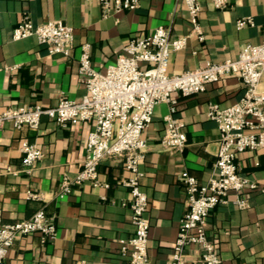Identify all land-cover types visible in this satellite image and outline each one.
I'll return each mask as SVG.
<instances>
[{
  "label": "crops",
  "instance_id": "1",
  "mask_svg": "<svg viewBox=\"0 0 264 264\" xmlns=\"http://www.w3.org/2000/svg\"><path fill=\"white\" fill-rule=\"evenodd\" d=\"M204 40L188 39L184 50L172 54L170 75L193 71L209 63L237 59L248 43H264V0H230L217 9L210 0H199ZM28 15L35 26L61 20L74 30L69 57L49 55L35 38L14 40L13 31ZM252 17L253 27L236 28L240 19ZM171 29L173 38L191 31L183 0H140L132 12L104 18L100 0H0V111L9 107L57 106L62 98L82 101L85 84L79 74L81 46L91 47V63L104 73L135 37L149 36L157 27ZM260 89L264 91V80ZM243 82L227 77L208 86L205 93L183 98L176 95L175 117L185 124L187 146L170 154L160 146L167 104L156 107L145 131L147 152L141 170L142 190L149 199L148 257L150 264H171L181 219L187 211L184 184L178 179L189 172L201 185L214 171L219 146L216 122L207 116L211 103L235 105L245 93ZM91 127L79 124L62 128L47 116L38 129L0 127V212L5 224L30 219L39 210L55 219L57 237L43 242L41 235L18 238L8 252L6 264H121L119 239L133 235L129 209L128 178L122 159H106L99 165L102 184L75 187L62 201L56 197L63 175L74 177L86 155ZM35 144L43 158L34 172L22 171L20 147ZM239 174L264 188V150L238 155ZM40 200H27V191ZM243 198L245 208L236 201ZM206 231L224 264H264V196L255 190L230 192L227 203L210 214ZM201 250L191 246L184 264H203Z\"/></svg>",
  "mask_w": 264,
  "mask_h": 264
},
{
  "label": "built area",
  "instance_id": "2",
  "mask_svg": "<svg viewBox=\"0 0 264 264\" xmlns=\"http://www.w3.org/2000/svg\"><path fill=\"white\" fill-rule=\"evenodd\" d=\"M183 1L191 25L188 35L173 38L170 28L160 26L149 36H134L104 73L92 66L90 45H82L78 69L86 88L82 101L62 98L53 108L35 105L0 111V127L10 124L16 130L24 127L38 129L44 116L62 128L79 124L91 127L82 170L74 177L63 175L61 179L56 194L61 201L71 195L75 187L85 183L109 188L100 181L99 165L106 159L124 161L128 178L123 185L130 193L129 209L134 232L130 238L118 240L121 264H150L149 199L142 190L145 173L141 170L147 155L145 131L152 123L156 107L167 104L169 113L164 117L160 146L170 154L185 150V124L175 117L176 95L187 98L205 93L209 85L227 77L239 78L246 89L235 105L222 107L211 103L208 108V118L217 125L219 146L214 174L207 184L201 185L187 171L178 175L185 187L187 211L180 222L171 264H184L186 252L193 245L200 248L203 264H224L216 245L207 235L210 214L217 206L227 203L231 191L241 193L251 189L264 196V188L239 174L237 163L239 154L264 150V91L260 89L264 80V43L244 45L237 59L209 63L193 71L170 75L168 66L172 54L184 50L190 38L204 40L199 0ZM210 1L217 9H225L230 3V0ZM139 6L140 0H100L104 18L135 11ZM253 26L252 17L240 19L236 24L238 30ZM14 30V40L33 37L49 55L69 57L74 48V30L61 20L35 26L26 15ZM262 30L264 32V24ZM20 150L22 171L31 175L43 158L42 150L28 141L22 142ZM40 198L38 193L27 191V200ZM236 204L245 208L246 201L239 198ZM3 218L0 212V264H6L8 252L20 237L39 234L43 242L57 237L55 219L43 209L18 223L5 224Z\"/></svg>",
  "mask_w": 264,
  "mask_h": 264
}]
</instances>
